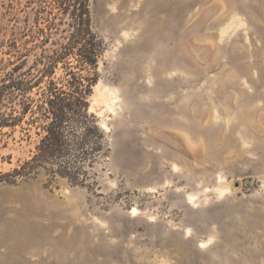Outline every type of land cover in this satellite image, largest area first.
I'll list each match as a JSON object with an SVG mask.
<instances>
[{"label":"rangeland","instance_id":"1","mask_svg":"<svg viewBox=\"0 0 264 264\" xmlns=\"http://www.w3.org/2000/svg\"><path fill=\"white\" fill-rule=\"evenodd\" d=\"M84 17L95 65L70 44L51 78L94 77L98 130L69 121L47 154L30 112L0 129V264H264V0H86ZM75 18L0 0V79L34 81Z\"/></svg>","mask_w":264,"mask_h":264},{"label":"trees","instance_id":"2","mask_svg":"<svg viewBox=\"0 0 264 264\" xmlns=\"http://www.w3.org/2000/svg\"><path fill=\"white\" fill-rule=\"evenodd\" d=\"M60 5H70L75 13V40L61 50L53 53L54 57L49 60V64L43 69L42 73L34 81L23 80L21 78L0 79V129L4 126H14L22 120L21 114L30 112V120L37 118L44 120L41 129L45 132L42 141H45L43 151L47 154H53L59 151V141L66 124L72 120H80L85 124V128L98 130L94 116L88 114V95L94 77L83 76L72 69L68 62L67 78L65 84L58 83L51 78L55 63L59 59H64L72 52L74 43L80 44L79 57L76 59L80 64L95 65L97 58L96 44H92L86 35L90 34L86 19L84 17L86 10V0H56ZM77 11V12H75ZM93 36V34H91ZM81 39V41H77ZM48 76L47 83L40 88L38 98L32 101L27 93L31 91L32 84L36 83L41 76ZM39 86V83L36 85ZM31 88V89H30ZM14 97L19 99L13 100ZM4 99H6L4 101ZM21 107L15 110V107ZM3 107V108H2ZM7 109L6 111H4Z\"/></svg>","mask_w":264,"mask_h":264},{"label":"bare ground","instance_id":"3","mask_svg":"<svg viewBox=\"0 0 264 264\" xmlns=\"http://www.w3.org/2000/svg\"><path fill=\"white\" fill-rule=\"evenodd\" d=\"M14 235V232H12L11 234H9L8 236H13ZM6 236H7V234L6 233H1L0 234V241H3L4 240V238H6Z\"/></svg>","mask_w":264,"mask_h":264}]
</instances>
